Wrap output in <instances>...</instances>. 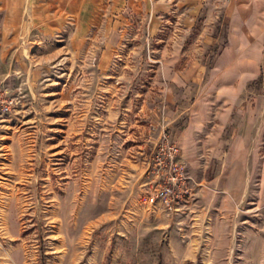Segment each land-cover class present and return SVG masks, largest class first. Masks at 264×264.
I'll use <instances>...</instances> for the list:
<instances>
[{"label":"rangeland","instance_id":"obj_1","mask_svg":"<svg viewBox=\"0 0 264 264\" xmlns=\"http://www.w3.org/2000/svg\"><path fill=\"white\" fill-rule=\"evenodd\" d=\"M109 2L80 13L35 0L9 13L0 80L16 103L0 120V264H240L247 235L218 250L195 180L176 209L148 199L164 169L158 145L185 118L169 120L164 96L159 57L173 37ZM249 197L264 233V193Z\"/></svg>","mask_w":264,"mask_h":264},{"label":"crops","instance_id":"obj_2","mask_svg":"<svg viewBox=\"0 0 264 264\" xmlns=\"http://www.w3.org/2000/svg\"><path fill=\"white\" fill-rule=\"evenodd\" d=\"M49 1L61 11L86 13L101 11L106 0ZM26 2L35 0H0L1 41L11 29L9 13ZM108 6L146 12L149 34L173 37L171 50L163 46L159 57L168 72L164 96L169 120L185 117L175 135L196 182L199 213L220 252L242 230L240 264H264V233L247 216L250 191L264 193V0H110ZM169 25L180 29L159 33Z\"/></svg>","mask_w":264,"mask_h":264},{"label":"built area","instance_id":"obj_3","mask_svg":"<svg viewBox=\"0 0 264 264\" xmlns=\"http://www.w3.org/2000/svg\"><path fill=\"white\" fill-rule=\"evenodd\" d=\"M15 103V96L0 80V120L14 107ZM163 140L158 145L157 157L164 169H158L159 177L156 183L151 184L148 199L151 201L160 199L168 209H176L185 201L191 176L181 159L178 139L174 136L168 137L164 133Z\"/></svg>","mask_w":264,"mask_h":264}]
</instances>
